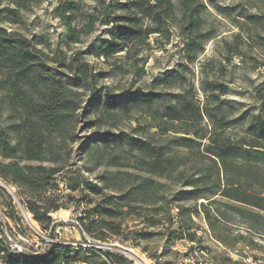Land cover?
Instances as JSON below:
<instances>
[{"label":"trees","instance_id":"trees-1","mask_svg":"<svg viewBox=\"0 0 264 264\" xmlns=\"http://www.w3.org/2000/svg\"><path fill=\"white\" fill-rule=\"evenodd\" d=\"M6 1V5L0 6V100L6 106L4 112L0 110V177L30 195L24 201L28 210L43 227H49L52 223L49 213L61 207L58 174L70 159L66 151L68 142L77 140L74 126L83 118L88 125H98L104 118L117 115L122 107L153 108L155 103L168 99V93L163 91L102 95L96 86L98 76L104 77L105 73L94 72L85 58L87 51L68 55L65 48L71 49L72 44L81 42L82 36L93 32L98 23L108 24L110 34L96 47L97 55L103 56L104 61L134 60L139 48L149 45L152 35L170 38L172 29H176L184 39L186 61L191 63L214 37L204 26L207 5L220 6L217 0H97L92 9L83 10L77 0H60L57 9L65 25L62 39L65 48L57 46L51 55L38 46L34 35L6 26L23 23L21 10L27 9L32 0ZM243 16L253 23L259 17ZM233 47V53H241L238 43ZM49 62L71 72L70 82L56 74ZM117 69L124 73L130 71L123 65ZM86 90L92 91L87 100L83 97ZM212 97L219 99L216 94ZM260 98V112H246L231 119L217 118L219 128L246 122V135L240 138L216 130L201 133L193 125L194 120L203 118L204 108L200 103L184 99L157 110L155 118L162 123L191 120L192 128L184 132L193 133L195 138L181 135L178 130L169 138L155 134L152 139H144L125 131L110 130L88 137L81 150L101 149V157L113 145L128 153L137 152L138 172L127 186H111L116 192L105 194L102 204L95 209H86L81 216L86 232L94 239L107 242L110 237L106 231L114 235L125 231L120 214L123 211L126 215L135 214L143 223L140 230L130 232L135 237L149 240L155 235L153 228L165 225L171 239L190 242L184 254L190 262L173 259L165 264H193L194 253L211 251L197 232L202 228L195 217L202 218L210 234L220 242L231 233L228 226L231 215L241 219L248 230L264 228L263 93ZM219 103L222 105L223 101ZM91 115L97 118L92 119ZM162 130L167 133L171 128L165 124ZM196 146H200L202 157L210 161L208 167L195 164L194 170L188 172L181 157L173 151L175 147L194 150ZM123 158L122 154H115L108 158L107 164L117 168L125 166ZM100 178L108 187L111 176L103 172ZM84 184L76 179L69 187L76 189ZM86 186L96 194H101L105 187L89 182ZM0 190L4 191L2 187ZM187 199L192 202L183 204ZM2 224L0 215V232ZM123 242L138 246L131 238ZM76 254L89 264H134L120 251L96 247L52 244L43 255L14 252L8 249L5 236L0 237L2 264H74ZM210 263L236 264L237 261L227 254L215 253Z\"/></svg>","mask_w":264,"mask_h":264},{"label":"rangeland","instance_id":"rangeland-1","mask_svg":"<svg viewBox=\"0 0 264 264\" xmlns=\"http://www.w3.org/2000/svg\"><path fill=\"white\" fill-rule=\"evenodd\" d=\"M77 1L83 10H90L97 3V0ZM217 2L220 8L207 5L203 13L204 26L206 30L214 33V37L205 43L204 49L191 63L186 61L183 52L184 39L177 34L176 29H172L170 38L166 35H152L149 45L140 47L139 55L134 60L111 58L109 61H104L103 56L97 55L96 47L110 34L111 26L108 24L98 23L93 32L82 36L81 42L72 44L71 49L65 48L62 43L65 25L57 9L60 0H32L27 9L21 10L23 23L6 24L11 28H19L28 36L34 35L38 46L51 55L57 46L65 48L68 55L79 50L87 51L85 58L94 72L105 73L104 77L98 76L96 86L102 95L106 92L119 95L137 90L168 93V99L155 103L153 108L143 105L126 106L119 109L114 117L104 118L98 125H88L87 119L83 118L74 126L77 140L68 142L66 151L70 154V159L58 174L59 182L63 181L66 186L57 190L61 202V207L56 213L58 217L66 218L78 212L84 214L86 209H95L102 204L105 194L116 192L111 189V186H127L133 180V174L138 172L137 152L128 153L123 151L122 147L115 145L103 151L102 157L99 151L101 149L98 151L92 149L90 152L82 151V143L95 132L125 131L130 135L152 139L156 136L155 134L169 138L178 130L181 135L195 138L193 133L184 132L192 128L189 123L191 120H167L162 123L161 120L155 118L158 114L157 110H163L171 102L184 99L200 103L204 108L203 118L194 120L195 126L193 125L201 133L210 134L216 130L232 138L246 135V122L242 121L227 128H219L217 118L231 119L246 112L262 111L260 94H264V37L259 34L264 36V0H217ZM6 3V0H0V6ZM244 14H256L259 17L256 23L247 22ZM235 43L240 46V54L231 51ZM48 64L53 67L56 74H61L66 82H70L73 77L71 72L59 67L57 63L49 62ZM121 65L129 68L130 71L124 73L117 69V66ZM207 88L210 89L209 92H205ZM83 94L87 100L92 96V91L86 90ZM213 94L218 95L219 99L212 97ZM219 100L223 101L222 105ZM5 109L6 106L0 100V110L4 112ZM90 118L94 119L97 116L91 115ZM165 124L171 128L167 133L162 130ZM199 141L206 142V140ZM173 152L181 157L185 164L184 168L188 172L194 170L193 165L205 164L207 166L210 161L209 158L202 157L200 146H196L194 150L175 147ZM118 153L124 156L122 160L125 166L117 168L107 164L108 158ZM116 170L120 172H114ZM103 172L111 176L108 180V187L100 178ZM76 179L84 181L85 184L71 189L70 182ZM4 182L13 187L15 198ZM88 182L105 186L103 192L101 194L92 192L86 186ZM0 187L4 189V191L0 190V212L8 216L9 226L15 227V230L20 232H26L27 227L23 225L17 208V200L24 202L30 195L19 186L6 182L1 177ZM191 202L188 199L182 201L183 204ZM12 215H14L13 218ZM119 217L123 220L122 226L125 231L120 235L106 231L110 240L101 243L104 248L122 252L134 264H165L173 259L190 262V258L187 259L184 255L190 242L186 239H171L165 225L153 228L155 235L146 240L130 233L142 228L143 223L137 215H126L123 211ZM195 218L202 228L197 232L203 236V244H206L211 251L202 254L198 251L194 253L191 259L193 264H211L215 253L231 256L237 261L236 264H264V228L248 230L241 219L231 215L228 222L231 233L224 242H220L210 234L208 225L202 218ZM40 227L43 231L47 229L42 225ZM174 227L177 228L178 224ZM75 237L86 242L84 236L76 234ZM32 238L36 239V236L32 235ZM91 238H89L91 242L96 243ZM130 238L138 246L123 242ZM77 239L73 236L67 238V240ZM75 258L74 264H89L80 259L79 254H76Z\"/></svg>","mask_w":264,"mask_h":264},{"label":"built area","instance_id":"built-area-1","mask_svg":"<svg viewBox=\"0 0 264 264\" xmlns=\"http://www.w3.org/2000/svg\"><path fill=\"white\" fill-rule=\"evenodd\" d=\"M5 184L10 193H12L15 198L16 195L13 187L7 183ZM63 187H66L64 182H59V190H61ZM17 202V208L22 218L23 225L25 228L27 227L26 232H20L15 230V227L11 225L9 226L8 223L10 222H8V216H5L2 212H0L1 218L3 220L0 237L5 236V242L10 251L23 252L32 255H43L49 250L52 244H62L67 246L71 245L75 247L83 246L84 248H104V246L101 245L103 242L91 238V236L86 232L84 224L81 221V216L84 215L83 213L78 212L69 217L60 218L56 214L57 211H51L49 214L52 217V223L49 227H45L47 229L43 231L40 227L41 225L39 226L37 223L38 221L28 210L26 204L21 202L19 199ZM17 226H19V224H17ZM76 234L84 236L86 242H83L81 238L77 239L75 237ZM32 235L36 236V239H33ZM71 236L77 240H67V238ZM89 238L93 239L96 243L91 242ZM1 253L4 254L5 251H2ZM0 264H2L1 259Z\"/></svg>","mask_w":264,"mask_h":264}]
</instances>
